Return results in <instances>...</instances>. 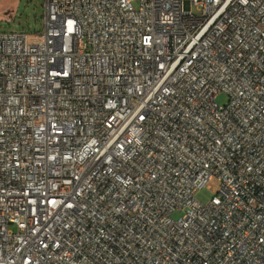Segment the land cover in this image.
I'll use <instances>...</instances> for the list:
<instances>
[{"label":"built area","instance_id":"2783aa9c","mask_svg":"<svg viewBox=\"0 0 264 264\" xmlns=\"http://www.w3.org/2000/svg\"><path fill=\"white\" fill-rule=\"evenodd\" d=\"M0 264H264V0H46L0 32Z\"/></svg>","mask_w":264,"mask_h":264},{"label":"rangeland","instance_id":"374dc122","mask_svg":"<svg viewBox=\"0 0 264 264\" xmlns=\"http://www.w3.org/2000/svg\"><path fill=\"white\" fill-rule=\"evenodd\" d=\"M46 0H19L5 1L1 6V11H10L9 14L0 12V32L25 31L30 34L42 33L44 31V14ZM229 97L226 93H220L217 103L226 105ZM220 188L217 178L209 181L207 187L201 190L197 199L207 205L212 200ZM182 212H175L174 219L183 216ZM15 230V228L13 227Z\"/></svg>","mask_w":264,"mask_h":264}]
</instances>
